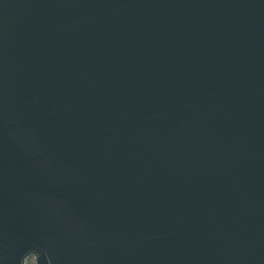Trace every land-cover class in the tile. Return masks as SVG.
Segmentation results:
<instances>
[{"label":"water","instance_id":"1","mask_svg":"<svg viewBox=\"0 0 264 264\" xmlns=\"http://www.w3.org/2000/svg\"><path fill=\"white\" fill-rule=\"evenodd\" d=\"M264 264V0H0V264Z\"/></svg>","mask_w":264,"mask_h":264},{"label":"built area","instance_id":"2","mask_svg":"<svg viewBox=\"0 0 264 264\" xmlns=\"http://www.w3.org/2000/svg\"><path fill=\"white\" fill-rule=\"evenodd\" d=\"M24 264H36V257L34 255H29L25 258Z\"/></svg>","mask_w":264,"mask_h":264}]
</instances>
